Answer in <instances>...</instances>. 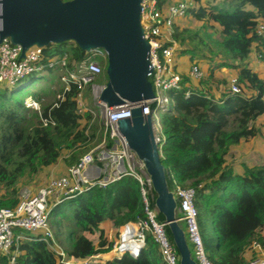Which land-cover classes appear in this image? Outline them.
I'll list each match as a JSON object with an SVG mask.
<instances>
[{
  "label": "trees",
  "instance_id": "obj_1",
  "mask_svg": "<svg viewBox=\"0 0 264 264\" xmlns=\"http://www.w3.org/2000/svg\"><path fill=\"white\" fill-rule=\"evenodd\" d=\"M167 1L159 0V4ZM195 1L199 6L189 14L215 28L220 40L208 43L199 33L175 27L174 40L181 45L191 44V48L180 50L182 57L192 62L203 58L210 70L198 82L183 73L181 89L169 92L170 106L159 112L166 139L161 161L180 184L197 189L198 222L210 261L247 264L264 252V161L255 160L251 167L244 165V173L236 174L227 164V157L233 147L256 133L254 123L264 115V77L250 61L263 45L256 28L258 21L264 22V0H221L207 7L200 5L201 0ZM45 52L67 55L71 62H82L88 57L73 42L50 45ZM231 71L238 77L242 89L239 95L229 90ZM14 87L0 88V210L18 205L19 192L27 187L26 183L32 188L42 185L41 174L55 165L64 151L66 164H77L88 152V148H77L89 146L98 130L90 113L78 114L76 87L59 107L53 108V104L63 88L53 90L52 100L43 103L42 116L50 117L54 126H44L41 116L28 109L25 100L15 98ZM96 162L104 168V162ZM68 213L74 241L67 251L68 259L81 263L98 257L93 264H166L163 259L155 260L162 256L151 236L137 259L128 254L113 258L115 254L111 253L116 241L109 240L106 223L119 229L129 222L147 219L141 185L136 179L124 177L106 188H93L56 206L50 216L62 214L61 221H66ZM158 220H165L160 213ZM208 220L212 222L216 243L206 238L204 224ZM168 234L173 241L169 230ZM257 247L261 250L253 251L250 259L246 257L247 249ZM20 249L19 264H58L44 240L24 242ZM0 264H9L8 258L0 255Z\"/></svg>",
  "mask_w": 264,
  "mask_h": 264
},
{
  "label": "built area",
  "instance_id": "obj_2",
  "mask_svg": "<svg viewBox=\"0 0 264 264\" xmlns=\"http://www.w3.org/2000/svg\"><path fill=\"white\" fill-rule=\"evenodd\" d=\"M198 6L199 3L195 0H176V2L168 0L162 5L159 4V0L142 2L141 24L144 30L143 37L150 44L149 80L154 98L118 107H109L100 100L106 88V85L94 83L104 71L100 60L85 59L82 62H71L69 56L47 55L45 47L39 46L29 48L22 58L23 48L20 45H14L9 38L4 39L0 44V86L14 87L23 78L42 73L46 69L60 70L63 72L60 77L63 91L56 95L53 108L59 107L65 100L66 94L76 87L78 94L75 102L78 114L84 116L90 113L98 123L96 136L90 145L77 148L78 150L88 148V152L77 164L70 167L67 174L52 176L47 183L38 187L22 188L16 207L0 210V255L6 256L9 264H19L21 245L36 240H44L49 244L57 257L58 264H92L90 260L75 263L68 259L67 251L58 242L50 227L51 211L66 200L93 188H106L124 177H132L140 183L147 219L129 222L120 227L112 252L118 253L119 257L128 254L137 259L147 246V238L151 236L158 244L166 264H180L178 249L168 234L169 224L165 220H158L159 211L156 205L153 206L152 202H155L156 196L150 195L151 198L148 196L153 193L150 177L136 152L129 147L118 122L131 119L133 110L141 108L145 120L149 116L152 117L155 141L162 154L166 139L160 124L159 112L169 108L171 103L169 92L180 90L183 81L181 63H177L175 59L179 55L178 43L173 35L180 20ZM256 34L263 45L252 55L254 60L250 61H254L255 70L264 77V22L258 21ZM88 53H92L93 58L105 56L102 49H92ZM186 73L195 82L207 76L198 62H193ZM228 85L232 94L242 93L237 76H231ZM44 102V98L39 101L29 97L25 100V105L41 116L44 126H54L55 122L50 117L42 116ZM95 156L102 162H111V170L99 169L97 177L89 178L86 171L94 163ZM102 176H105L103 180L94 181ZM167 179L169 189L177 201V217L179 222L185 225L186 237L194 252L193 258L198 264H213L205 250L198 222L197 189L183 186L169 171H167ZM201 187L202 185L199 186ZM21 229L33 235H22L19 233ZM257 249L261 250L259 247ZM247 264H264V252L250 259Z\"/></svg>",
  "mask_w": 264,
  "mask_h": 264
},
{
  "label": "water",
  "instance_id": "obj_3",
  "mask_svg": "<svg viewBox=\"0 0 264 264\" xmlns=\"http://www.w3.org/2000/svg\"><path fill=\"white\" fill-rule=\"evenodd\" d=\"M144 0H0V44L9 38L25 52L33 47L75 43L82 51L102 49L108 58V83L102 103L118 107L154 98L149 80L150 44L141 24ZM136 152L156 193L155 205L169 224L180 264H198L177 217V201L169 189L167 170L155 141L152 117L142 109L118 122Z\"/></svg>",
  "mask_w": 264,
  "mask_h": 264
},
{
  "label": "rangeland",
  "instance_id": "obj_4",
  "mask_svg": "<svg viewBox=\"0 0 264 264\" xmlns=\"http://www.w3.org/2000/svg\"><path fill=\"white\" fill-rule=\"evenodd\" d=\"M215 1H221V0H201L200 5L207 7L210 5L211 2H215ZM173 2H176V0H173ZM176 26H178L180 29L187 28L189 30H192L196 33L201 34V37L208 43H210L212 41L220 40V35H219L218 31L215 30V28H212L206 22H199V21L195 20L193 18V16L190 14H187L185 18L181 19L180 22ZM216 29H218V28H216ZM177 43H178V51H179L178 54L179 55L175 59H176L177 63L184 64L182 66L181 71L183 73H186L193 62L201 61L198 64L201 66V68L208 75L210 69H208L209 63H207L206 60H204L203 58H200V60H195L192 62L191 60L187 59L186 57H182L183 56V55H181L182 53L180 54V50L182 48H184V47L191 48V44L181 45V43H179V42H177ZM53 54L60 55L59 52H54ZM87 59L100 60L102 62V66L104 68V71H103L102 75H100L94 83L98 84V85H106L108 83V77L106 74V70H107V66H108L107 55L105 54V56L102 58H97V57L93 58L92 53H88ZM62 73L63 72H61L60 70L46 69L42 73L33 74L31 76L23 78L19 83H17L15 85L16 87H14V89H15L14 91L16 93L15 98L26 100L29 97H32L35 99L42 97L45 99L44 104L45 105L48 104V102L50 100H52V98H53V94H50V93L53 90L58 92L63 87V85L60 81V77H61ZM229 73H230L229 75H231V76L234 75V71H231ZM4 87H7V86H5V85L0 86V88H4ZM254 124H255L254 130L256 131V133L252 132L250 134L249 140L243 141L240 145L233 147L230 154L227 157V164L229 166H231L232 168H234V167L236 168V170H234L236 172V174H239V173L243 174L244 173V168H243L244 165L253 166L255 160L256 161H259V160L264 161V115L261 116L260 118H258ZM96 153L98 154L97 151H96ZM66 155H67L66 151H64L63 155H62V159H61L62 163H64V164H66V161H65ZM95 157H96L95 163L97 164L96 161L97 160L101 161V160L99 157H97V156H95ZM62 163H61V165H62ZM107 163H109V165H105V166H107V168H111L112 163L111 162H107ZM58 169H59V167L55 168V172H58ZM51 176H52V173L50 171L49 175H47L44 172L41 177H42L43 181H46V180H48V177L50 179ZM104 178H105V176H102L101 178H97L94 181L99 182V181L103 180ZM38 184H35L33 187H38ZM29 185H30L29 183L25 184V186H27V187ZM152 192H154V191H152ZM152 195H156V193L154 192V193H152ZM64 215H65V213H64ZM64 215L61 214L58 217H51L50 216L49 224H50V227H51L53 233L55 234L58 242L62 243V245L64 246V249L66 251H70L72 249V246L74 243L73 239L70 237V233L72 231V228L69 225V219L71 217V214L70 213L67 214L66 221H61L63 219ZM58 222H59V225H58ZM182 225L185 228V225L184 224H182ZM104 228L106 230L107 235L110 236L112 238V240H114V241L117 240L118 236H116L117 231L115 230V227H112V225L106 223L104 225ZM74 231L77 232L78 230H74ZM204 231L206 234V238L208 240L212 241L213 243H216V237H215V234H214V231L212 228V222L210 220H208L204 224ZM19 233H21L22 235H33L32 233L26 232L22 229L19 230ZM191 250L193 252L192 247H191ZM253 251H256V250L247 249L246 257H249V259L252 258ZM116 255L119 256L118 253ZM193 255H194V252H193ZM260 255L261 254H259L258 256H260ZM113 258H114V255H113ZM155 260L158 262H162V258L159 256H156Z\"/></svg>",
  "mask_w": 264,
  "mask_h": 264
},
{
  "label": "crops",
  "instance_id": "obj_5",
  "mask_svg": "<svg viewBox=\"0 0 264 264\" xmlns=\"http://www.w3.org/2000/svg\"><path fill=\"white\" fill-rule=\"evenodd\" d=\"M252 66L255 68V65H254V61H252ZM62 159V158H61ZM59 160L55 165H53V166H51V167H49V168H47L44 172L47 174V175H49V172L51 171V173H52V176H61V175H65V174H67L68 173V171H69V169H70V166H68V165H66V164H64V163H62V160ZM61 163H62V165H61ZM107 161H105L104 162V166L105 165H109V163H107ZM59 167V169H58V172H55V168H58ZM249 167H251V166H249ZM244 168V167H243ZM99 169H103V170H111V168H107V166H105L104 168H100L96 163H95V161H94V163L92 164V165H90L89 167H88V169H87V171H86V174H87V176L89 177V178H95V177H97V175H98V172H99ZM234 170H236V168L234 167L233 168ZM43 172V173H44ZM42 173V174H43ZM42 174H41V176H42ZM239 174H242V173H239ZM51 176V177H52ZM50 177V178H51ZM40 179H41V184H43V183H47V181L49 180V177H48V180H46V181H43V179H42V177H40ZM107 224H110V223H107ZM110 225H112V224H110ZM112 227H114L113 225H112ZM115 230L117 231L116 233L118 234V230L119 229H116L115 228ZM117 234H116V236H117ZM108 236V235H107ZM108 238H109V240L110 241H114V240H112V238L110 237V236H108ZM116 241V240H115ZM60 243V242H59ZM62 245V244H61ZM62 247L64 248V246L62 245ZM254 250H257V248H254ZM111 253L112 254H115L114 255V257L115 258H121V257H119L118 255H116L117 253L115 252V253H113L112 251H111ZM263 253V252H262ZM93 259H98V257H95V258H93ZM93 259L91 258V259H87V260H90L91 261V263L93 264ZM87 260H85V261H87ZM70 261H72V262H75V263H78V262H76V261H74V260H72V259H70ZM84 261V262H85ZM81 263H83V262H81Z\"/></svg>",
  "mask_w": 264,
  "mask_h": 264
}]
</instances>
